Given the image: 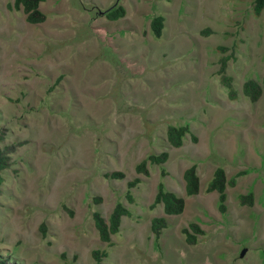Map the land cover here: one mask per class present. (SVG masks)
Masks as SVG:
<instances>
[{
    "label": "rangeland",
    "instance_id": "1",
    "mask_svg": "<svg viewBox=\"0 0 264 264\" xmlns=\"http://www.w3.org/2000/svg\"><path fill=\"white\" fill-rule=\"evenodd\" d=\"M14 1L0 0V150L15 146L2 172L0 264H94V251L107 252L101 264H264V13L254 0H46L38 25ZM116 6L126 14L113 22L105 13ZM250 80L263 88L256 102L243 93ZM169 126L189 128L182 147L169 145ZM162 153L148 177L136 172ZM192 166L201 192L189 198ZM218 168L235 180L225 215L206 192ZM160 184L186 199L182 215L152 208ZM249 194L253 206L240 205ZM117 204L130 216L104 243L93 215L108 222ZM159 217L168 226L157 241ZM191 223L204 231L196 245L182 234Z\"/></svg>",
    "mask_w": 264,
    "mask_h": 264
},
{
    "label": "trees",
    "instance_id": "2",
    "mask_svg": "<svg viewBox=\"0 0 264 264\" xmlns=\"http://www.w3.org/2000/svg\"><path fill=\"white\" fill-rule=\"evenodd\" d=\"M46 0H15L13 8L16 11L22 10L26 15V22L30 25L42 24L46 21V16L40 11L39 7ZM253 13L255 16H261L264 13V0H254ZM125 10L121 6H116L106 13V17L110 21H118L125 17ZM164 28V18L161 16L155 17L151 21V30L156 38H160ZM202 35H206L203 31ZM227 49L220 48V51L225 52ZM229 57H222L219 63L218 75L222 85L226 88L231 100H236L237 92L233 87L232 79L227 75V65ZM263 88L260 83L254 80L247 81L243 87V93L250 98L252 102H256L262 95ZM188 127H174L169 126L167 129V140L171 147L180 148L183 146V140L188 135ZM2 139H0L1 141ZM15 152V146H8L0 150V191L4 184V178L2 172L10 167V155ZM169 158L168 153H162L160 155H152L148 159L143 160L136 167V172L143 176H149L148 165H162L167 162ZM112 179L121 180L124 178L123 174L114 173L110 175ZM185 183V193L189 198L196 197L201 191V180L197 172V167L192 166L184 172L183 175ZM140 183L139 179H136L128 183V188L133 189ZM235 186V180L227 179L226 173L223 169L218 168L214 171L211 180L207 183L206 192L218 194L217 208L221 215L227 213V189ZM129 202H133L130 193H127ZM238 201L242 206H253V195H240ZM161 205L165 216H180L184 213L186 208V200L182 197L175 195L172 192L166 191L162 184L158 186V191L154 199L152 208ZM129 210L122 204H117L110 215L108 222L99 214L93 215L94 226L99 234L102 242L109 243L112 235L118 234L121 226L122 219L129 217ZM168 222L165 217L154 218L151 222V232L156 238L160 240L162 232L167 228ZM182 234L185 237V241L189 245H196L198 242L197 236H203L204 231L201 227L195 223H191L187 228L183 229ZM107 257V252L94 251L92 252V258L94 264H101L102 259ZM4 264V263H1Z\"/></svg>",
    "mask_w": 264,
    "mask_h": 264
},
{
    "label": "water",
    "instance_id": "3",
    "mask_svg": "<svg viewBox=\"0 0 264 264\" xmlns=\"http://www.w3.org/2000/svg\"><path fill=\"white\" fill-rule=\"evenodd\" d=\"M101 14H104V13H101ZM106 14V13H105ZM245 253H246V251H242V253H241V257H244V255H245Z\"/></svg>",
    "mask_w": 264,
    "mask_h": 264
},
{
    "label": "crops",
    "instance_id": "4",
    "mask_svg": "<svg viewBox=\"0 0 264 264\" xmlns=\"http://www.w3.org/2000/svg\"><path fill=\"white\" fill-rule=\"evenodd\" d=\"M201 192V191H200ZM214 193H216V192H213L212 194H214ZM217 194V193H216ZM198 196V195H197ZM217 196H218V194H217ZM228 198V197H227ZM186 200V199H185Z\"/></svg>",
    "mask_w": 264,
    "mask_h": 264
}]
</instances>
